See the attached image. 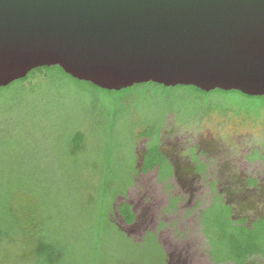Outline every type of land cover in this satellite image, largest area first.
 <instances>
[{"label":"rangeland","instance_id":"1","mask_svg":"<svg viewBox=\"0 0 264 264\" xmlns=\"http://www.w3.org/2000/svg\"><path fill=\"white\" fill-rule=\"evenodd\" d=\"M24 86L0 97V190L17 189L10 206L25 237L45 228L69 247L58 264H91L90 201L106 227L95 264H217L227 246L246 242L245 220L229 212L250 221L264 211V101L161 88L103 93L39 75ZM144 151L165 156L169 171L140 172ZM123 201L132 206L131 225L117 214ZM256 227L264 251V220ZM32 250L23 237L1 245L0 264H37Z\"/></svg>","mask_w":264,"mask_h":264},{"label":"water","instance_id":"2","mask_svg":"<svg viewBox=\"0 0 264 264\" xmlns=\"http://www.w3.org/2000/svg\"><path fill=\"white\" fill-rule=\"evenodd\" d=\"M51 66L108 91L264 96V0H0V88Z\"/></svg>","mask_w":264,"mask_h":264},{"label":"trees","instance_id":"3","mask_svg":"<svg viewBox=\"0 0 264 264\" xmlns=\"http://www.w3.org/2000/svg\"><path fill=\"white\" fill-rule=\"evenodd\" d=\"M36 75L41 76L43 79H49V78H53V77H67L70 80L74 81L75 83L78 84H85L90 86L91 88L103 92V93H111V92H119V93H124V92H128L130 90H133L135 88H140V89H154V88H161L164 90V92L166 94L169 93V91L173 90V89H180L182 90L185 94H187L188 96H194V97H209L213 94H220L222 96L225 97H229L231 95H240L243 97H247V98H251V99H257L259 101H264V96H259V97H253V96H246L243 95L237 91H220V90H213L210 92H202L199 91L198 89L191 87V86H175V87H163L161 85L158 84H154L151 82L145 83V84H138V85H134L130 88H126V89H122L120 91H108V90H103L100 88H97L93 85H91L90 83L87 82H83V81H78L76 79L71 78L70 76L64 74L57 66H51V67H39L36 68L32 71H30L24 78L19 79L11 84H9L6 87L0 88V97L7 91L8 88H10L11 86L16 87L17 89L23 90L26 87L24 86V83L28 80H30L31 78H34ZM72 141H73V149L76 150L78 149L82 138L80 136V134H78V132H75L73 137H72ZM148 152L144 151V153L142 154V163H141V168H140V172L145 173L147 171H151V170H155L156 171V175L159 178V176L164 173L165 171H169L170 164L168 163L167 159L165 158V156H147ZM172 170V169H171ZM197 171H199L198 168H196ZM7 183V181H6ZM246 183L249 187H254L255 182L252 180H246ZM108 184V183H107ZM107 184H105V188H108ZM7 189L4 190H0V203L5 202L7 205L6 207V214L7 218H3V215L0 214V246L7 244V243H12V244H16V240L19 239L22 242V237L23 238H27L29 240V242L32 244V255H34V257L36 258L37 264H38V260H43L44 263H40V264H58L61 262V260L66 256V253L69 251V247L66 248L62 242L61 239L59 238V236L55 235L52 231L50 232L47 229H41L39 230H35V233L32 234L31 236H27L25 237V230L21 229V225L19 223V221L16 219L15 216V212L12 210L11 206H10V201L11 199L14 200L16 194L18 195V193L16 192V188H14V185L12 183L8 184V187H6ZM107 191V190H106ZM106 191H104V193L106 194ZM19 192V191H18ZM219 198L221 199L220 204H223V193H219ZM105 196V195H104ZM115 197V196H114ZM114 199V198H113ZM93 201V200H92ZM103 200H101L100 202H102ZM92 202H88V205L91 207L95 206V209L97 210V217H94V224L90 227L91 231H95L97 230V235L96 236H92L90 242L91 243V247L88 249L89 250V254L90 257L92 258V260H90L91 264H95L96 260H97V254H98V244H101V231L104 230L105 224L103 222V216L101 215V209L98 208L97 202H93V204H91ZM1 205V204H0ZM171 206H173L171 204ZM94 209V210H95ZM231 209V208H230ZM95 210V211H96ZM100 211V213H99ZM14 212V213H13ZM230 213V217L232 219V221L237 220V219H244L245 223L244 225H240V227H246L247 229H249V233H247L246 235H244L243 237L245 238L246 242L244 244H234L231 246H227L228 248H226V251H228V255L222 259L224 262H228L231 264H248L250 261H252L253 258L255 257H259L262 258L264 260V251L260 250L259 246H258V229L256 227V225L264 220V211L262 213V215L257 216L255 219L247 221L246 218H235L233 215V211L231 209ZM117 214L120 216V218L122 219V221L124 222V224L126 225H131L134 222L135 219V215L134 212L132 210V206L131 204H129L128 202H121L119 203V205L117 206ZM111 216V209H110V214ZM110 216H109V220H110ZM199 219L202 220V213L199 216ZM236 226V225H234ZM101 230V231H100ZM123 232V231H122ZM22 235V237H21ZM227 237V236H225ZM156 239H154L155 241ZM228 240V241H227ZM227 242H232L233 240H229L227 239ZM18 243V242H17ZM156 243V242H155ZM71 248V247H70ZM86 250V249H85ZM70 254L73 255L74 258H78L77 253L79 254L78 251L75 250V248L71 249ZM76 253V254H74ZM86 254H88V251H85ZM231 257H230V255ZM222 260H219V262H217V264H221L223 263ZM75 264H78L75 263ZM80 264V263H79ZM83 264H87V263H83ZM132 264V263H131Z\"/></svg>","mask_w":264,"mask_h":264},{"label":"flooded vegetation","instance_id":"4","mask_svg":"<svg viewBox=\"0 0 264 264\" xmlns=\"http://www.w3.org/2000/svg\"><path fill=\"white\" fill-rule=\"evenodd\" d=\"M195 168H197V166H195ZM195 168H194V171L198 174V175H200L201 174V172H200V170L199 171H197V170H195ZM247 184V183H246ZM209 191H211V187L213 186V182L211 181V182H209ZM218 184H217V182L215 181V183H214V187H216ZM248 186V185H247Z\"/></svg>","mask_w":264,"mask_h":264}]
</instances>
